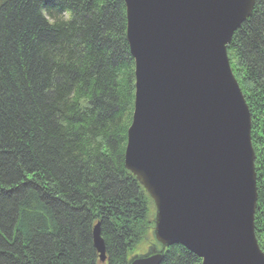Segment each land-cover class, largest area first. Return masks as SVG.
Listing matches in <instances>:
<instances>
[{"label":"trees","instance_id":"1","mask_svg":"<svg viewBox=\"0 0 264 264\" xmlns=\"http://www.w3.org/2000/svg\"><path fill=\"white\" fill-rule=\"evenodd\" d=\"M69 8L70 22L41 14ZM124 0H0V264H129L155 207L125 166L135 63ZM252 116L264 252V0L228 45ZM181 245L162 264H200Z\"/></svg>","mask_w":264,"mask_h":264},{"label":"water","instance_id":"2","mask_svg":"<svg viewBox=\"0 0 264 264\" xmlns=\"http://www.w3.org/2000/svg\"><path fill=\"white\" fill-rule=\"evenodd\" d=\"M135 63L125 166L155 207L160 250L129 264H162L181 245L201 264H264L252 116L228 55L256 0H124ZM93 241L106 261L100 223Z\"/></svg>","mask_w":264,"mask_h":264},{"label":"clouds","instance_id":"3","mask_svg":"<svg viewBox=\"0 0 264 264\" xmlns=\"http://www.w3.org/2000/svg\"><path fill=\"white\" fill-rule=\"evenodd\" d=\"M41 14L50 26H55L58 22L67 23L73 19V12L69 8H65L62 12L50 14L46 8L41 9Z\"/></svg>","mask_w":264,"mask_h":264},{"label":"rangeland","instance_id":"4","mask_svg":"<svg viewBox=\"0 0 264 264\" xmlns=\"http://www.w3.org/2000/svg\"><path fill=\"white\" fill-rule=\"evenodd\" d=\"M237 31V30H236ZM234 36V35H233ZM150 243V242H149ZM149 244H145V245H142L140 246L137 251H136V254H145L147 252V250L149 249Z\"/></svg>","mask_w":264,"mask_h":264}]
</instances>
